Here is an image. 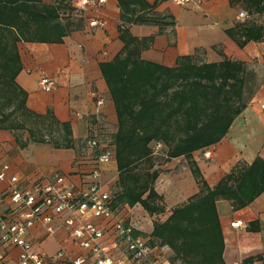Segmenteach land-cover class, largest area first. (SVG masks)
Listing matches in <instances>:
<instances>
[{"label": "crops", "instance_id": "0c3cea01", "mask_svg": "<svg viewBox=\"0 0 264 264\" xmlns=\"http://www.w3.org/2000/svg\"><path fill=\"white\" fill-rule=\"evenodd\" d=\"M42 1L61 4L63 20L70 18L78 24L61 43L18 42L22 69L17 81L28 93L29 109L42 115L50 112L61 123L70 125L75 147H56L52 140L20 147L11 131L0 129V160L10 165L9 175L16 174L26 183L66 175L78 189H84L93 179L97 154L87 141L97 138L114 154L109 162L100 165L99 180L112 197L115 218L90 215L86 218L105 230L101 245L112 259L126 257L116 253L125 245L113 229L114 220L120 219L147 240L150 263L161 260V254L170 248L149 244L154 223L166 220L173 208L200 191L194 166L213 187L236 164H251L257 158L264 160V12L254 10L252 0H190L184 5L174 0H134L135 11L126 12L128 19H125L122 12L126 11V1L123 6L120 0ZM242 12L244 16L240 15ZM92 19L103 24L90 26ZM121 26H127L134 37L147 39L149 46L140 56L149 62L173 68L181 56H191L197 64L227 59L254 70L246 79L245 106L219 142L192 151L190 158L185 154L170 157V146L161 139L150 143L151 148L152 144L162 146V150L153 151V157L154 154L165 157L158 163L152 157L151 171L158 170L155 190L163 196L165 208L160 213L151 214L141 203L118 201L122 186L114 135L119 121L102 64L123 49ZM249 30L257 31L254 36H262L248 39ZM44 75L56 81L51 92L40 88L39 81ZM28 136L27 132L24 139ZM183 136V132L174 131L175 139ZM207 150L212 151L211 157L205 155ZM140 170L144 171L142 167ZM9 186L8 179L0 181V209L4 218H13ZM217 209L225 241V264H248L245 260L250 257H255L253 264H264V192L240 209H235L229 200L220 199ZM237 220H242V226H232ZM29 238L45 254V264H69L80 256L87 257L86 264L94 262L69 228L61 227L48 235L45 225L38 222L30 229ZM2 248L7 262L17 264L21 248L11 243L0 245ZM60 251L64 253L62 257Z\"/></svg>", "mask_w": 264, "mask_h": 264}, {"label": "trees", "instance_id": "16d2710c", "mask_svg": "<svg viewBox=\"0 0 264 264\" xmlns=\"http://www.w3.org/2000/svg\"><path fill=\"white\" fill-rule=\"evenodd\" d=\"M124 1L122 17L128 19L126 12L135 11V2L120 0L122 6ZM251 5L264 12V0H252ZM61 8V4L42 0H0V129L11 131L20 147L51 140L56 147H75L70 125L50 112L42 115L29 109L28 93L17 81L22 69L18 42L61 43L78 24L70 18L63 20ZM120 31L123 49L102 64L119 121L114 135L122 186L118 201L141 203L151 214L160 213L165 208L154 186L158 170L151 171L150 143L161 139L170 146V157L185 154L190 158L192 151L219 142L245 106L250 73L245 64L227 59L197 64L191 56H181L173 68L149 62L140 56L149 46L147 39L134 37L127 26ZM255 33L249 30L247 38L262 36ZM175 130L184 136L175 139ZM24 131L29 134L26 139ZM147 162L149 167H143ZM194 173L200 191L173 208L166 220L154 223L149 244L168 246L172 261L181 264H225L217 201L227 199L240 209L262 194L264 160L236 164L213 187L197 166ZM149 260L142 264H151ZM254 260L245 261L253 264Z\"/></svg>", "mask_w": 264, "mask_h": 264}, {"label": "built area", "instance_id": "2783aa9c", "mask_svg": "<svg viewBox=\"0 0 264 264\" xmlns=\"http://www.w3.org/2000/svg\"><path fill=\"white\" fill-rule=\"evenodd\" d=\"M174 1L184 5L190 0ZM240 15L245 14L242 12ZM102 24L97 19L90 20V26ZM39 85L41 90L51 92L56 87V81L44 75ZM87 144L97 150V154L92 170L93 179L84 189H78L66 175H57L54 180L26 183L16 174L9 175L10 165L0 160V181L9 180L8 196L13 205V218L2 217L0 209V245L3 247L11 243L21 248L17 264H45V254L29 238L30 229L38 222L45 225L48 235H53L61 227L69 228L79 246L87 251V256L89 254L94 258L93 264H141L150 257L151 250L147 240L135 234L134 229L120 219L114 220L113 229L126 245L129 257L116 261L106 255L101 245L105 230L86 217L115 218L112 197L99 180L100 165L109 162L114 154L110 147L101 145L95 137L89 138ZM205 155L211 157L212 151L207 150ZM57 218L61 221L56 222ZM242 224V220L232 222L234 227ZM63 255V251H60L59 256ZM86 261V256H80L69 264H86ZM0 264H10L7 262L5 248L0 249ZM151 264L170 263L167 259H161Z\"/></svg>", "mask_w": 264, "mask_h": 264}, {"label": "rangeland", "instance_id": "374dc122", "mask_svg": "<svg viewBox=\"0 0 264 264\" xmlns=\"http://www.w3.org/2000/svg\"><path fill=\"white\" fill-rule=\"evenodd\" d=\"M241 69H243V68H241ZM246 70H247V74L248 73H252L254 70H252V69H248L247 67H246ZM243 71V70H242ZM244 72V71H243ZM27 134V131H24V135H26ZM152 149H153V151L154 150H156V151H160V150H162V146H160V144H152ZM154 153V152H153ZM154 159H153V161H154V163H158V162H160V161H162L165 157L164 156H155V154H154V157H153ZM120 241H122V240H120ZM123 242V241H122ZM124 243V242H123ZM124 247H121L120 248V250L117 252L116 251V253L117 254H119L120 255V257H123V256H126L125 257V259L127 258V257H129L128 256V250H127V248H126V246L125 245H123ZM108 253H110L109 251H108ZM173 253H172V251L171 250H168V253H164V254H161V259H166V258H168V260H169V263L170 264H181L180 263V261H176V262H174V261H172V257H173V255H172ZM115 256V255H114ZM123 259V258H122ZM151 261V259L149 260V262ZM135 264V263H134Z\"/></svg>", "mask_w": 264, "mask_h": 264}]
</instances>
